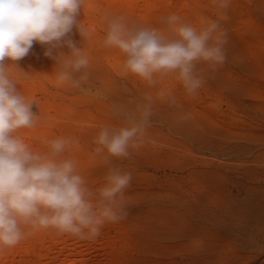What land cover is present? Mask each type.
Instances as JSON below:
<instances>
[{
    "label": "rangeland",
    "instance_id": "374dc122",
    "mask_svg": "<svg viewBox=\"0 0 264 264\" xmlns=\"http://www.w3.org/2000/svg\"><path fill=\"white\" fill-rule=\"evenodd\" d=\"M121 2L83 0L77 19L84 37L75 29L66 37L89 61L87 69L72 73L73 80L87 73L79 87L58 78L60 65L43 55L47 45L34 44L22 60H5L19 94L39 117L18 137L42 153L50 140L74 138L78 142L64 158L75 161L88 187L103 186L113 164L132 175L124 192L126 219L106 224L107 237L95 239V247L67 237L69 248H53L41 264H64L66 258L77 264L82 255L90 260L80 264H102L109 255L114 264H264V0H230L226 9L212 0H165L150 9L156 20L188 6L184 23L199 30L216 20L226 36V62L214 72L199 62L204 84L191 95L174 75L169 84L148 86L125 69L120 49L105 46L109 20L123 16L128 26ZM115 52H121L118 61ZM61 53L72 56L66 45L53 49L54 56ZM146 96L152 116L143 146L123 160L96 153L99 131L123 126L149 103ZM15 247H0L9 252L0 264L34 260L23 253L25 242Z\"/></svg>",
    "mask_w": 264,
    "mask_h": 264
},
{
    "label": "clouds",
    "instance_id": "9594fccd",
    "mask_svg": "<svg viewBox=\"0 0 264 264\" xmlns=\"http://www.w3.org/2000/svg\"><path fill=\"white\" fill-rule=\"evenodd\" d=\"M83 0H0V247H13L24 238V227L53 228L81 240L94 241L106 224L127 218L129 209L124 192L132 175L116 165L108 168L101 187L86 186L74 160L64 154L74 138H56L47 142L44 153L34 151L16 135L22 128H34L39 120L33 105L19 94L5 60H22L34 44L47 45L43 55L60 65L58 78L79 87L72 73L88 67V58L71 39L74 29L84 37L77 16ZM219 9L230 0H212ZM171 34L157 29L129 28L123 16L108 22L105 46L116 47L126 56L124 67L155 87L164 77L174 75L188 94L204 84L207 62L214 72L226 62V36L219 23L209 20L197 30L171 14L164 20ZM68 46L72 56L53 55V49ZM164 93L161 92L160 95ZM149 103L127 118L123 126L102 128L94 137L96 153L107 152L121 160L131 149L143 146L152 116ZM169 104L176 103L169 94ZM154 143V141H153Z\"/></svg>",
    "mask_w": 264,
    "mask_h": 264
},
{
    "label": "bare ground",
    "instance_id": "6f19581e",
    "mask_svg": "<svg viewBox=\"0 0 264 264\" xmlns=\"http://www.w3.org/2000/svg\"><path fill=\"white\" fill-rule=\"evenodd\" d=\"M116 1V0H115ZM139 1V0H138ZM142 1L141 4H143V1L146 3V5H141V6H138L137 3V0H122V5L125 6L126 8V11L127 14L129 15V23H128V27L129 28H148V29H157L159 30L160 32L164 33V34H171L168 30V26L166 25V23L164 22L165 18L171 14H176L177 16H179L181 18V20L183 19V17H186L185 15L188 13L186 11V9H189L188 6H186L187 8H180L177 12L176 10L174 9V13L172 12L171 14L165 16V17H162V18H158L156 20H151V15H150V9L152 7H156L158 6L159 4L161 3H166L165 0H140ZM167 1V0H166ZM88 3V2H87ZM117 4V3H116ZM150 4V5H149ZM149 5V6H148ZM151 6V7H150ZM194 6V5H193ZM123 7V6H122ZM176 8V7H175ZM192 8V7H191ZM191 12V11H190ZM190 14V13H189ZM184 15V16H183ZM151 18H150V17ZM154 18V17H153ZM152 18V19H153ZM155 19V18H154ZM119 51V50H118ZM121 52H118V56ZM116 52L113 54L114 56V59L118 61V56H117ZM111 55V54H110ZM112 56V55H111ZM118 58H117V57ZM121 59V58H119ZM169 76L167 77H164L162 79V82L163 83H167L169 84L168 82H170L169 80ZM173 78V77H171ZM167 86V85H165ZM27 129V128H26ZM42 129V128H41ZM24 131V130H23ZM27 132V131H26ZM32 133V132H31ZM29 133V136L31 137H34L33 134ZM23 133H21V131L19 132L18 136L19 135H22ZM37 135V134H36ZM37 138V137H35ZM36 140V139H35ZM35 151H38V152H41L39 150H35ZM42 153V152H41ZM110 228V226H109ZM108 228V229H109ZM108 231L107 228H102L101 230V235L100 236H103L105 237L107 234H108ZM24 232H25V235H24V238H22L20 240V242L18 243L20 245V243H24L25 242V245H26V248L23 249V253L24 251L27 252V255L30 254V255H33L32 257H34V260L33 259H29L30 264H41V262H43V259H48V257L50 256V253L53 252V248L59 246V249L60 250H67L68 248L66 247V238L69 236H72L70 234H67V233H61L59 232L58 230L56 229H53V228H48V229H33L31 228L30 226L28 227H24ZM119 236V235H118ZM75 237V236H74ZM107 237V236H106ZM67 238V239H68ZM77 242L79 241H82L81 239L75 237ZM74 239V238H73ZM118 239V238H116ZM114 238V240H116ZM75 240V239H74ZM73 240V241H74ZM95 241H91L90 245H94L95 244ZM97 242V241H96ZM115 242V241H114ZM118 242V241H117ZM75 243V242H74ZM86 243V242H85ZM89 243V242H88ZM78 244V243H77ZM111 244L110 241H107L105 243V246ZM88 246V245H87ZM103 246V248L105 247ZM17 247V246H16ZM14 246V248H16ZM79 247V246H78ZM84 247V246H83ZM95 247V245H94ZM99 247V246H98ZM20 248V247H19ZM91 248V247H89ZM93 248V247H92ZM102 249V247H100ZM106 248V247H105ZM9 249V247H8ZM7 249V250H8ZM11 249V248H10ZM58 249V250H59ZM74 249V248H72ZM88 249V248H86ZM98 249V248H97ZM55 250V249H54ZM76 250V249H74ZM2 251V250H1ZM0 251V256H4L6 254H8L9 252L8 251ZM19 251L18 249H16V252ZM81 251V250H80ZM15 252V253H16ZM71 251H69L68 254H70ZM11 253V252H10ZM14 253V254H15ZM25 254V253H24ZM54 254V253H53ZM67 254V255H68ZM77 254V253H76ZM74 253V255H76ZM79 254V253H78ZM87 254V253H86ZM90 254V253H89ZM25 256V255H24ZM100 256V255H99ZM26 257V256H25ZM55 257V256H54ZM72 257V256H71ZM19 258V257H18ZM58 258V257H57ZM63 258V257H62ZM89 260L90 258L87 257ZM86 256L85 255H82L81 256V259L75 261L77 264H80L82 263L83 261L87 260ZM115 257L113 255H109L105 258V261L102 263V264H114V259ZM59 259V258H58ZM93 259V258H92ZM20 260V259H19ZM18 260V262H19ZM27 260V259H26ZM65 260V259H64ZM8 261V260H7ZM50 261V260H49ZM61 261H63L61 259ZM118 261V259H117ZM2 262V261H1ZM28 262V260H27ZM51 262V261H50ZM67 262H69V260L66 258V261L64 264H67ZM4 263V262H3ZM90 263H92V261H90ZM97 263V262H96ZM29 264V263H28ZM45 264V263H44ZM48 264V263H47ZM73 264V263H72ZM75 264V263H74Z\"/></svg>",
    "mask_w": 264,
    "mask_h": 264
}]
</instances>
